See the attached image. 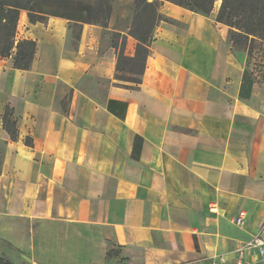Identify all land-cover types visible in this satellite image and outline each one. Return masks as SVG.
Returning <instances> with one entry per match:
<instances>
[{
    "label": "crops",
    "instance_id": "crops-1",
    "mask_svg": "<svg viewBox=\"0 0 264 264\" xmlns=\"http://www.w3.org/2000/svg\"><path fill=\"white\" fill-rule=\"evenodd\" d=\"M218 8L162 1L170 22L154 27L137 89L117 84V50L137 46L127 15L102 27L20 11L16 40L36 47L26 71L0 57V256L260 264L247 244L264 236V77L241 99Z\"/></svg>",
    "mask_w": 264,
    "mask_h": 264
},
{
    "label": "trees",
    "instance_id": "trees-1",
    "mask_svg": "<svg viewBox=\"0 0 264 264\" xmlns=\"http://www.w3.org/2000/svg\"><path fill=\"white\" fill-rule=\"evenodd\" d=\"M173 4L188 9L191 12L209 15L216 0H169ZM158 0H131L126 6V17L130 19L128 34L137 43L134 58L123 56L124 43L117 50V69L130 74L133 78L141 74V68L152 43L154 27L159 22H170L158 11ZM48 8L53 9L49 11ZM57 9V10H56ZM58 9H61L58 10ZM115 5L111 0H86L73 2L72 0H0V57L12 58L16 69L26 71L32 64L35 44L30 40H16V26L20 11H26L31 23L43 22L48 16L68 19L75 25L78 23L98 24L104 27L109 20ZM216 22L228 27L227 40L230 47L237 48V52H245L248 59L252 58L253 49L258 46L264 50V0H220ZM229 46V45H228ZM262 46V47H261ZM248 60V61H249ZM258 63L264 66V56ZM117 75V81L118 79ZM137 89L139 79L129 80ZM257 79L254 71L244 68L241 76L239 96L248 99ZM12 111L6 108L2 116V127L10 139L17 138L16 121L11 119ZM141 142L136 137L135 143ZM29 145V142H26ZM135 157V156H134ZM0 264H12L0 256Z\"/></svg>",
    "mask_w": 264,
    "mask_h": 264
},
{
    "label": "rangeland",
    "instance_id": "rangeland-1",
    "mask_svg": "<svg viewBox=\"0 0 264 264\" xmlns=\"http://www.w3.org/2000/svg\"><path fill=\"white\" fill-rule=\"evenodd\" d=\"M75 3H79L82 0H72ZM86 1V0H83ZM113 5H115V9L114 11L111 13L113 15V19H112V23L116 26H119L120 24L123 23V20L125 18L126 15V10H125V6L131 1V0H111ZM149 2H151L152 0H148ZM162 1H169V0H158L157 5H158V11L160 13V4ZM214 5H219L220 6V0H216L214 2ZM49 11H53V9L48 8ZM57 10V9H56ZM61 11V9H58ZM75 28V27H74ZM76 29V28H75ZM75 31V30H74ZM227 37V36H226ZM227 40V38H226ZM227 44H228V40H227ZM229 45V53L231 54L232 58L238 62L239 64L243 65V68H247L248 70H252L254 71V75L257 79V81L261 80L264 77V66L259 64L258 62L261 61V57L264 56V50L263 47L260 48L258 46H256L252 53V58L249 60L247 57V54L245 52H237V48L234 46L233 48L230 47ZM249 60V61H248ZM131 75L128 73L123 72L122 74L118 75V80L117 84L121 85V86H131V87H135V85L130 82L129 80L133 79L134 81H137L139 79V74H136L132 77H130ZM5 259H7L6 257H3ZM8 260V259H7ZM9 261V260H8ZM11 262V261H9ZM12 264H30L29 261H27L25 258H21L20 261H12ZM121 263V262H120Z\"/></svg>",
    "mask_w": 264,
    "mask_h": 264
},
{
    "label": "built area",
    "instance_id": "built-area-1",
    "mask_svg": "<svg viewBox=\"0 0 264 264\" xmlns=\"http://www.w3.org/2000/svg\"><path fill=\"white\" fill-rule=\"evenodd\" d=\"M235 223L241 226L240 218H236ZM248 247L251 248L259 257V263L264 264V236H255L249 242Z\"/></svg>",
    "mask_w": 264,
    "mask_h": 264
}]
</instances>
